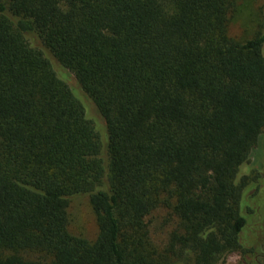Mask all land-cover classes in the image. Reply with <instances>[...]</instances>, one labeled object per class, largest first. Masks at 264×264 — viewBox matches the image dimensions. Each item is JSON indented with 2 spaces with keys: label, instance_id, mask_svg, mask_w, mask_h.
I'll use <instances>...</instances> for the list:
<instances>
[{
  "label": "trees",
  "instance_id": "trees-1",
  "mask_svg": "<svg viewBox=\"0 0 264 264\" xmlns=\"http://www.w3.org/2000/svg\"><path fill=\"white\" fill-rule=\"evenodd\" d=\"M241 1L0 0V264L261 257L237 175L264 128V7L236 39ZM35 38L93 103L102 143ZM76 198L92 238L69 230ZM159 209L175 224L163 246Z\"/></svg>",
  "mask_w": 264,
  "mask_h": 264
},
{
  "label": "rangeland",
  "instance_id": "rangeland-1",
  "mask_svg": "<svg viewBox=\"0 0 264 264\" xmlns=\"http://www.w3.org/2000/svg\"><path fill=\"white\" fill-rule=\"evenodd\" d=\"M264 7V0H242L238 17L235 18L229 25L228 33L231 37L241 39L250 37L261 22V10ZM34 45L43 50L44 55L50 60L55 71L65 84L71 89L73 94L83 104L86 117L94 123V129L98 133L100 142L105 133L103 120L97 114L93 103L85 97L80 90L74 75L67 70L61 68L51 54L44 50L39 43L40 41L33 39ZM264 55V44L262 46ZM106 142V141H105ZM246 177L247 184L242 192L241 209L244 216L248 219V225L243 233L244 240L247 246H250L251 240L256 235L259 240L264 242V128L260 135L257 148L252 152L248 162L242 164L239 168L237 180ZM249 206L251 211H247ZM70 225L69 230L74 234H81L86 238H92L95 234L94 220L90 213L87 200L76 198L72 201L69 208ZM167 211L159 209L150 215L147 220L150 221V235L154 243L163 246L168 239L169 233L174 230L175 224L172 220L167 219ZM260 230L263 236L260 238ZM257 240V242H259ZM253 259L255 262H253ZM181 264V263H175ZM218 264H264V253L261 257L248 256L245 259L238 251L225 253L219 260Z\"/></svg>",
  "mask_w": 264,
  "mask_h": 264
}]
</instances>
